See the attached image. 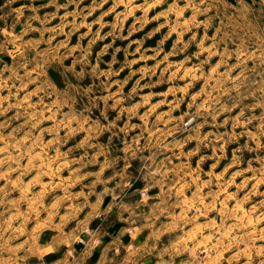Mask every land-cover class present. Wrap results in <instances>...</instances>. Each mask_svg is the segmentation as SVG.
<instances>
[{"label":"rangeland","instance_id":"374dc122","mask_svg":"<svg viewBox=\"0 0 264 264\" xmlns=\"http://www.w3.org/2000/svg\"><path fill=\"white\" fill-rule=\"evenodd\" d=\"M97 227L264 264V0H0V258Z\"/></svg>","mask_w":264,"mask_h":264},{"label":"crops","instance_id":"0c3cea01","mask_svg":"<svg viewBox=\"0 0 264 264\" xmlns=\"http://www.w3.org/2000/svg\"><path fill=\"white\" fill-rule=\"evenodd\" d=\"M94 231L80 236L55 235L45 243H33L30 247H24L22 242L15 252L1 257L0 264H153L147 261L146 241L142 247L133 248L127 245L130 242L125 241L127 238H123L125 234L120 229H114L109 239H105L102 228Z\"/></svg>","mask_w":264,"mask_h":264}]
</instances>
